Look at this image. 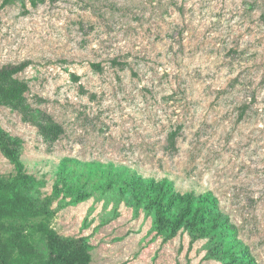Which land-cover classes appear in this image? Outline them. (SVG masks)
<instances>
[{
  "label": "rangeland",
  "instance_id": "rangeland-1",
  "mask_svg": "<svg viewBox=\"0 0 264 264\" xmlns=\"http://www.w3.org/2000/svg\"><path fill=\"white\" fill-rule=\"evenodd\" d=\"M25 61L29 104L64 130L49 144L0 108L22 140L0 185L33 221L90 264H264V0H0V67Z\"/></svg>",
  "mask_w": 264,
  "mask_h": 264
},
{
  "label": "trees",
  "instance_id": "trees-1",
  "mask_svg": "<svg viewBox=\"0 0 264 264\" xmlns=\"http://www.w3.org/2000/svg\"><path fill=\"white\" fill-rule=\"evenodd\" d=\"M36 3L37 0H31V4ZM26 66L25 61L0 67V108L6 106L18 111L25 121L38 128L45 142L53 144L63 133V127L50 115L29 104L28 82L18 76ZM175 136V131L169 134L171 148L175 146ZM21 145L19 137L0 127V151L19 166ZM34 182L33 178L23 179L26 186H34ZM25 190L17 182L0 185V264H90L89 243L83 239H65L46 220H32L40 215V211L31 203ZM182 199L185 201L183 213L170 222L172 232L185 226L186 217L192 214L194 194H186Z\"/></svg>",
  "mask_w": 264,
  "mask_h": 264
}]
</instances>
